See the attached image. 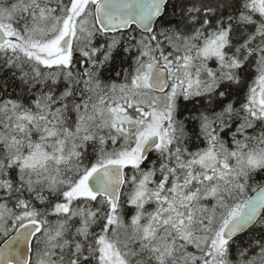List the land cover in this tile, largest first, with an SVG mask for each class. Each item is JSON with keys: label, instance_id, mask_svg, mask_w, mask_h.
<instances>
[{"label": "snow or ice", "instance_id": "obj_1", "mask_svg": "<svg viewBox=\"0 0 264 264\" xmlns=\"http://www.w3.org/2000/svg\"><path fill=\"white\" fill-rule=\"evenodd\" d=\"M0 264H264V0H0Z\"/></svg>", "mask_w": 264, "mask_h": 264}]
</instances>
